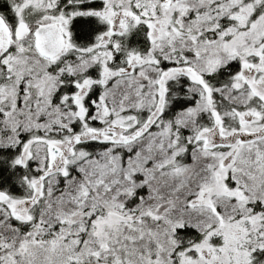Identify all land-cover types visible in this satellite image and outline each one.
Returning <instances> with one entry per match:
<instances>
[{"label": "snow or ice", "instance_id": "1", "mask_svg": "<svg viewBox=\"0 0 264 264\" xmlns=\"http://www.w3.org/2000/svg\"><path fill=\"white\" fill-rule=\"evenodd\" d=\"M0 264H264V0H3Z\"/></svg>", "mask_w": 264, "mask_h": 264}, {"label": "trees", "instance_id": "2", "mask_svg": "<svg viewBox=\"0 0 264 264\" xmlns=\"http://www.w3.org/2000/svg\"><path fill=\"white\" fill-rule=\"evenodd\" d=\"M3 5V0H0V6H2Z\"/></svg>", "mask_w": 264, "mask_h": 264}]
</instances>
